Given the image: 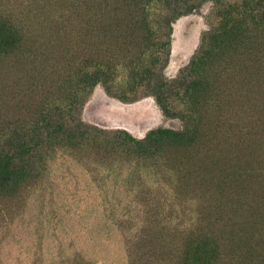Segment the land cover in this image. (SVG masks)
Segmentation results:
<instances>
[{"label":"rangeland","instance_id":"1","mask_svg":"<svg viewBox=\"0 0 264 264\" xmlns=\"http://www.w3.org/2000/svg\"><path fill=\"white\" fill-rule=\"evenodd\" d=\"M233 1L193 0L195 9L173 19L168 79L185 69L216 31L222 5ZM122 2L128 0H0V29L14 34L0 49V149L45 102L68 92L84 64L111 66L112 85L126 91L131 58L120 35L132 21ZM157 9L151 26L159 34L165 28ZM233 39L201 62L190 145L155 157L99 149L92 141L38 150L24 180L0 192V264H182L195 244L210 250L197 264H264V112L245 109L246 88L264 80V26ZM134 93L125 102L98 83L80 117L136 139L182 128L187 100L167 94L165 113L149 90Z\"/></svg>","mask_w":264,"mask_h":264},{"label":"trees","instance_id":"2","mask_svg":"<svg viewBox=\"0 0 264 264\" xmlns=\"http://www.w3.org/2000/svg\"><path fill=\"white\" fill-rule=\"evenodd\" d=\"M191 1L193 0L122 2L121 9L125 8L124 13H128L126 18L132 21L128 31H123L120 35L124 43L121 47L131 58L128 60L130 69L124 88L133 93H126L112 85L114 69L111 66L97 62L84 64L75 73L74 85L68 92L45 102L43 108L39 109L36 119L23 130V133L13 136L14 142L8 139L7 147L0 149V192L24 180L30 164L39 157L36 152L44 147L67 146L77 149L92 141L99 149L105 150L109 146L111 151L121 149L123 153L135 157L146 155L155 157L168 147L190 145L197 133V120L192 110L198 99L196 88L203 80L202 66L200 67L202 60L210 51H220L221 43L264 26V0H237L222 5L219 12L220 23L216 31L203 40V46L193 55L185 69L177 77L168 79L163 70L170 54L171 22L176 16L195 9V5L190 4ZM158 2L163 5L160 6ZM153 9L161 11L162 27L165 29L159 34L151 26ZM13 35L10 27L0 29V49L12 43ZM212 40H215L214 43H211ZM133 48H136L138 53L134 58H132L134 54L129 52ZM98 83L103 85L109 95L125 102L137 98L128 94H135L134 92L139 89L149 90L165 113L170 112L167 94L173 95L180 100H187L191 105V112L179 115L183 121L181 129L157 128L148 132L142 139L134 138L123 129L114 131L99 129L85 124L80 117V109L86 95ZM28 141H34V145L37 142L36 148ZM207 252H210L208 244L189 246L186 254L182 255L181 262L205 263L204 255Z\"/></svg>","mask_w":264,"mask_h":264},{"label":"bare ground","instance_id":"3","mask_svg":"<svg viewBox=\"0 0 264 264\" xmlns=\"http://www.w3.org/2000/svg\"><path fill=\"white\" fill-rule=\"evenodd\" d=\"M264 70V69H263ZM263 70H262V72H263ZM261 72V71H260ZM261 72V73H262ZM240 73V72H239ZM246 73H248V72H246ZM250 73V72H249ZM260 73H258V75H259ZM256 75V74H255ZM254 75V76H255ZM261 75V74H260ZM239 76V75H238ZM248 76V75H247ZM257 76V75H256ZM259 76H257V77H255V78H258ZM264 77V76H263ZM240 78V77H239ZM245 78H249V77H246L245 76ZM241 79V78H240ZM252 79V78H251ZM263 79V78H262ZM239 80V79H238ZM253 80V79H252ZM256 80H258V79H256ZM245 81V80H244ZM243 81V82H244ZM237 82V81H236ZM247 82V81H246ZM238 83V82H237ZM244 84V83H243ZM245 85H247V83H245ZM234 86V85H233ZM244 87V86H243ZM233 89H234V87H233ZM233 91V90H232ZM235 91H237V90H235ZM223 92V91H222ZM238 92V91H237ZM247 94H246V96H247V98H248V96H249V102H248V107H245V109L246 108H249L250 110L251 109H255V110H259V109H261V110H263L262 112H264V80H258L257 82H255V84L254 85H252V86H250V87H248V89H247ZM226 95H228V93L226 94ZM233 96V95H232ZM245 96V97H246ZM241 97V96H240ZM239 98V97H238ZM243 100V99H242ZM234 101H235V99H234ZM245 101V100H244ZM230 102H233L232 100L230 101ZM237 102V101H236ZM234 103V102H233ZM242 103H240V105H241ZM231 105H235V104H231ZM241 106H243V104L241 105ZM245 106V105H244ZM240 107V106H239ZM238 107V108H239ZM244 109V108H243ZM253 109V110H254ZM261 110H259V112H261ZM247 111V110H246ZM250 112V111H249ZM257 112V111H256ZM255 112V113H256ZM261 114V113H260ZM260 114H258V115H260ZM250 115H253V114H251L250 113ZM257 115V116H258ZM262 116H263V114H262ZM263 118V117H262ZM261 118V119H262ZM264 119V118H263ZM264 121V120H263ZM264 124V123H263ZM262 124V125H263ZM263 129H264V127H263ZM263 134H264V131H263ZM260 138H262L263 139V143H264V135H262V137H260ZM261 141V140H260ZM262 143V144H263ZM260 144L261 143H259L258 144V146H260ZM261 144V145H262ZM259 148V147H258ZM261 148V147H260ZM259 148V149H260ZM263 148H264V144H263ZM256 149H257V147H256ZM263 150V149H262ZM261 150V152L263 153L264 152V150L262 151ZM257 151V150H256ZM259 151V150H258ZM258 151L256 152V154L258 153ZM260 151H259V153H261ZM255 153V152H254ZM262 153H261V155H262ZM264 155V154H263ZM257 157H258V155H257ZM261 157V156H260ZM264 157V156H263ZM259 158V157H258ZM262 158V157H261ZM260 159V158H259ZM263 159V158H262ZM264 160V159H263ZM264 204V203H263ZM264 207V206H263ZM253 214V213H252ZM257 216V215H256ZM260 220H261V226H260V228H259V230H262V229H264V209L262 210V215H260ZM262 227V228H261ZM244 229V228H243ZM258 229V228H257ZM259 230H257V231H259ZM257 231H255V233L257 232ZM259 234V233H258ZM260 234H262V232H260ZM264 235V234H263ZM235 236V235H234ZM261 237H262V235H261Z\"/></svg>","mask_w":264,"mask_h":264}]
</instances>
